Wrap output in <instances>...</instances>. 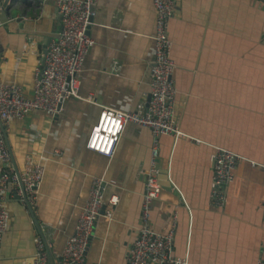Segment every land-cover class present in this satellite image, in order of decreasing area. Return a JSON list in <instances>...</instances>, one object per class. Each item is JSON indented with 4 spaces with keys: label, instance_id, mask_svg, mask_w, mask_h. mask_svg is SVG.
Segmentation results:
<instances>
[{
    "label": "crops",
    "instance_id": "obj_1",
    "mask_svg": "<svg viewBox=\"0 0 264 264\" xmlns=\"http://www.w3.org/2000/svg\"><path fill=\"white\" fill-rule=\"evenodd\" d=\"M0 10V81L30 96L37 58L60 30L55 0H0ZM153 31L151 0H98L79 95H97L101 105L122 111L147 103ZM168 36L174 121L183 137L157 138V167L167 185L152 205L149 226L174 230V260L256 264L264 246V0H174ZM98 111L72 99L53 118L33 112L4 127L12 167L21 171L25 156H32L45 171L33 201L26 203L21 191L7 201L0 264H33L38 238L53 262L74 231L93 177L104 180L105 201L118 196L119 203L111 222L96 221L84 264H127L153 136L128 123L112 159L88 151ZM219 147L241 160L217 210L208 200ZM54 151L61 155L52 157Z\"/></svg>",
    "mask_w": 264,
    "mask_h": 264
},
{
    "label": "built area",
    "instance_id": "obj_2",
    "mask_svg": "<svg viewBox=\"0 0 264 264\" xmlns=\"http://www.w3.org/2000/svg\"><path fill=\"white\" fill-rule=\"evenodd\" d=\"M151 2L154 13V31L151 37L154 51L148 69L147 103L142 101L134 109L122 111L101 105L97 95H79L84 60L94 45L88 27L95 15L98 0H55L60 25L58 36L48 41L46 53L37 58L38 65L30 96H26L20 87L0 81V123L4 128L33 112H43L53 118L63 110L66 102L72 99L82 100L99 108L97 119L89 130L85 149L109 160L113 158L115 147L128 123L149 130L153 140L141 198L140 225L137 237L128 251L126 263L188 264L186 258L174 260L170 256L174 233L172 228L161 233L155 232L149 226L152 205L162 191L159 179L164 173L157 167V138L169 136L177 139L179 135V128L174 121L176 90L172 74L175 66L171 58L172 41L168 36V25L174 17V1ZM55 153L60 154L56 151ZM239 160V155L227 149H215L208 200L212 208L219 210L224 206L225 186L233 179ZM44 171L41 163L36 162L32 156H25L19 174L23 191L30 201H33L36 188L43 180ZM19 189L11 156L0 130V241L9 221L7 201L13 194H20ZM104 191L102 177H93L73 233L65 240L60 251H55L53 262L48 261L47 243L38 238L33 264L85 263L96 221L103 218L111 222L119 203L118 196H112L106 202ZM261 209L264 221V205H261ZM172 219L174 222L176 216ZM256 264H264V246Z\"/></svg>",
    "mask_w": 264,
    "mask_h": 264
},
{
    "label": "water",
    "instance_id": "obj_3",
    "mask_svg": "<svg viewBox=\"0 0 264 264\" xmlns=\"http://www.w3.org/2000/svg\"><path fill=\"white\" fill-rule=\"evenodd\" d=\"M5 5L3 4V7H4ZM0 12H1V10H0ZM46 53V47H45V49H44V51H43V53H42V55H44ZM149 101V98L147 99V102ZM0 130H1V133H2V135H3V138H4V140H5V144H7V138H6V135H5V131H4V128H3V126L1 125V123H0ZM7 149H8V147H7ZM8 151H9V154H10V156H11V152H10V149H8ZM11 160H12V156H11ZM13 163V162H12ZM14 165V164H13ZM14 171H15V173H16V175H17V178H18V181H19V187H20V190H21V198L22 199H24L25 200V202L27 203V200H26V194L24 193V191H23V185H22V183H21V181H20V174H19V171H18V169L15 167V165H14ZM165 178H166V176H165V174L163 173L162 175H161V177H160V179H159V183H160V185L161 186H166L167 185V183L165 182L164 183V180H165ZM20 198V197H19ZM18 198V199H19ZM30 209V208H29ZM30 211H31V209H30ZM102 213V212H101ZM32 218L34 219V221H35V218H34V216H33V214H32ZM35 223L37 224V222L35 221ZM44 242H46L45 240H43ZM46 251L48 252V247L46 248ZM47 257H48V261L50 262L51 261V258L49 257V255H48V253H47ZM49 264V263H48Z\"/></svg>",
    "mask_w": 264,
    "mask_h": 264
},
{
    "label": "rangeland",
    "instance_id": "obj_4",
    "mask_svg": "<svg viewBox=\"0 0 264 264\" xmlns=\"http://www.w3.org/2000/svg\"><path fill=\"white\" fill-rule=\"evenodd\" d=\"M154 51V50H153ZM171 58H172V48H171ZM172 61H173V59H172ZM173 64H174V61H173ZM174 66H175V64H174ZM4 83V82H3ZM180 137H183V133L179 130V135H178V137L177 138H180ZM61 155V153L60 154H56L55 153V151L53 152V154H52V157H59ZM45 169V168H44ZM165 174V173H164ZM260 205H264V198H263V200L261 201V203H260Z\"/></svg>",
    "mask_w": 264,
    "mask_h": 264
},
{
    "label": "bare ground",
    "instance_id": "obj_5",
    "mask_svg": "<svg viewBox=\"0 0 264 264\" xmlns=\"http://www.w3.org/2000/svg\"><path fill=\"white\" fill-rule=\"evenodd\" d=\"M174 1V0H173Z\"/></svg>",
    "mask_w": 264,
    "mask_h": 264
}]
</instances>
